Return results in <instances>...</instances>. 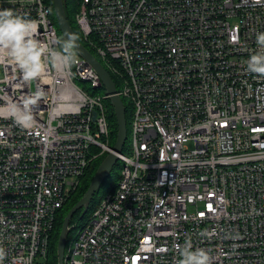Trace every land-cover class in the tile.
Returning <instances> with one entry per match:
<instances>
[{"label":"built area","instance_id":"1","mask_svg":"<svg viewBox=\"0 0 264 264\" xmlns=\"http://www.w3.org/2000/svg\"><path fill=\"white\" fill-rule=\"evenodd\" d=\"M4 8L35 20L37 39L59 38L48 1ZM76 20L130 105L131 143L116 188L71 227L64 264H177L188 240L210 264H264V78L246 68L264 0H79ZM77 55L70 72L45 61L32 81L0 65V105L43 94L36 128L0 118L4 264H47L60 210L113 151L110 95Z\"/></svg>","mask_w":264,"mask_h":264},{"label":"clouds","instance_id":"2","mask_svg":"<svg viewBox=\"0 0 264 264\" xmlns=\"http://www.w3.org/2000/svg\"><path fill=\"white\" fill-rule=\"evenodd\" d=\"M260 3V0H254ZM38 24L27 15L11 8L0 9V65L14 64L18 67L24 81H32L46 74V63L57 71L70 72L79 63L77 55L78 36L67 34L64 38L41 41L36 38ZM257 49L250 54L246 68L249 73L264 78V32L256 33ZM36 91L22 99L21 103L8 100L0 105V118H10L23 130H32L38 125L33 116V107L42 98ZM50 115H52L50 113ZM180 259L177 264H210L207 250L193 247L190 240L178 246ZM8 253L0 247V264ZM24 264H30L25 260Z\"/></svg>","mask_w":264,"mask_h":264},{"label":"water","instance_id":"3","mask_svg":"<svg viewBox=\"0 0 264 264\" xmlns=\"http://www.w3.org/2000/svg\"><path fill=\"white\" fill-rule=\"evenodd\" d=\"M64 0H53V9L55 13L56 22L63 38L69 33H75L72 28L65 11ZM77 52L80 53L87 61H89L97 70L101 77L102 83L106 86V92L110 95L111 103L116 113L118 122V135L113 146V151L106 154V157L102 160L97 171L95 172L92 181L79 199V201L70 209L65 216L62 230L58 240V264H64V251L68 235L71 229V221L76 212L82 210L81 216H84L88 210L90 203L102 187L105 180L111 175L112 170L119 162V154L123 152V148L128 139V124L126 118V106L122 97L117 95V87L111 76L102 63L90 52V50L78 39Z\"/></svg>","mask_w":264,"mask_h":264},{"label":"trees","instance_id":"4","mask_svg":"<svg viewBox=\"0 0 264 264\" xmlns=\"http://www.w3.org/2000/svg\"><path fill=\"white\" fill-rule=\"evenodd\" d=\"M46 1H48L49 5L52 9L53 18H54V20H56L54 9H53V0H46ZM63 2H64V6H65L66 16H67L72 28L74 29L76 35L81 40V42L88 47L87 43L83 39L82 32H81L78 24L75 21V13H77L78 8H79V0H64ZM113 77H114V80L116 81V83L118 84L116 77L115 76H113ZM118 86H119V84H118ZM110 105H111V107H110V110L108 112H109V118H110V123H111V140L113 141L112 144L113 143L115 144L119 128H118L116 113H115V110H114L111 102H110ZM125 106H126V118H127L128 135H129L130 134V125H131V108H130V105L127 101H125ZM127 150H128V145L124 146L122 153H126ZM105 157L106 156L103 155L102 157L98 158L97 160H95L94 162L91 163V165L88 167L85 175L80 179L79 185L72 192L71 196H69L70 198L65 203L63 208H66L65 207L66 204H68L70 201H71V205L69 207H67V209L64 213H61L63 208L60 210V212L57 216V219H56V222L54 225L55 226L54 231H53L52 237H51V244H50V249H49V253H48L49 255H48L47 264H58V253H57L58 240H59V236H60V233L62 230V226H63L65 216L69 212L68 210H70L79 201V199L83 196V194L86 192V190L88 189V187L92 181V178H93L95 172L97 171V167H99L100 163L102 162V160ZM100 160H101V162H100ZM117 165L122 169V166H123L122 160H119ZM114 171H115V169L112 170V172H114ZM118 176L119 177L121 176V171H120V174ZM105 184H106V182H105ZM116 185L109 188L107 191H103V193H101V191L98 190L97 194L99 197L97 196V194L94 195V197L90 203L89 210L92 208H93L92 210H95V208L97 207L96 204H98L100 202L103 195H105L106 192H108L112 189H115ZM77 214H78L79 220L82 222L80 224H84L90 215L89 213H87L84 216H81L82 210L79 211ZM73 218H72V220H73ZM79 220L77 223H74V224H73L74 221H71V224L78 225V223L80 222Z\"/></svg>","mask_w":264,"mask_h":264},{"label":"rangeland","instance_id":"5","mask_svg":"<svg viewBox=\"0 0 264 264\" xmlns=\"http://www.w3.org/2000/svg\"><path fill=\"white\" fill-rule=\"evenodd\" d=\"M56 21V20H55ZM75 21H76V23H77V20H76V13H75ZM56 23V25H57V22H55ZM78 24V23H77ZM57 27H58V25H57ZM58 30H59V28H58ZM59 38H63V36H62V34H61V32H60V30H59ZM81 85H85L84 83H81ZM86 85H89L88 83L86 84ZM93 94H103L104 93V86L102 87V88H98V89H94V88H91V90H90ZM105 103H106V105L108 106V108H109V110H110V107H111V105H110V101L109 100H105ZM113 142V141H112ZM129 143H131V135L129 134L128 135V139H127V142H126V144H125V146L126 145H129ZM114 144V143H113ZM112 144V145H113ZM114 146V145H113ZM106 156V155H105ZM102 160V159H101ZM101 160H100V162H101ZM114 169H115V171L114 172H112L111 173V175L105 180L106 181V184H105V182L103 183V185H102V187L99 189V191H101V193H103V191H107L109 188H111V187H113V186H115L117 183H118V181H119V179H120V177L118 176L119 174H120V171H121V168L118 166V165H116L115 167H114ZM105 184V185H104ZM97 194V193H96ZM103 195V194H102ZM97 196H98V194H97ZM99 197V196H98ZM71 205V201L68 203V204H66V208H63L62 209V211H61V213H64L65 211H66V209H67V207H69ZM96 206H97V204H96ZM93 209V208H92ZM92 209H90V210H88V212L87 213H89V214H91V212L93 211ZM79 212V211H78ZM78 212H76L75 213V215L73 216L74 218H73V220L72 221H74L73 222V224L74 223H77L78 222V220H79V217H78ZM86 213V214H87ZM88 214V215H89ZM80 221V220H79ZM80 223H82L81 221L78 223V225L77 226H80L81 224ZM73 224H70L71 226H73ZM75 234H73L72 235V237L74 236ZM71 237V238H72Z\"/></svg>","mask_w":264,"mask_h":264},{"label":"bare ground","instance_id":"6","mask_svg":"<svg viewBox=\"0 0 264 264\" xmlns=\"http://www.w3.org/2000/svg\"><path fill=\"white\" fill-rule=\"evenodd\" d=\"M85 45V44H84ZM91 52V51H90ZM92 53V52H91ZM93 54V53H92ZM94 55V54H93ZM95 56V55H94ZM96 57V56H95Z\"/></svg>","mask_w":264,"mask_h":264}]
</instances>
